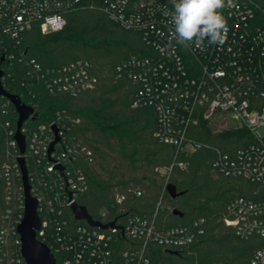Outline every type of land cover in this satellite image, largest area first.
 Wrapping results in <instances>:
<instances>
[{
  "label": "trees",
  "instance_id": "1",
  "mask_svg": "<svg viewBox=\"0 0 264 264\" xmlns=\"http://www.w3.org/2000/svg\"><path fill=\"white\" fill-rule=\"evenodd\" d=\"M255 1L264 8V0ZM149 55L150 46L139 32L123 28L99 7L81 6L71 11L59 31L43 34L34 26L19 41L0 37L3 87L36 113L34 119L24 123L25 134H42L41 126L50 127L52 123L63 131L62 147L66 143L70 150L63 163L66 169L79 168L86 179L76 202L95 220H116L124 225L130 214H139L159 229L199 222L201 232L194 241L172 248L149 243L150 257L165 264H254L255 253L264 248V235L242 238L225 219L231 217L227 210L231 200H260L264 198V186L242 176L227 175L216 165L220 155L235 157L254 137L226 115H215L189 126V138L200 144L195 150L179 152L162 142L155 135L159 128L157 109L153 105L135 106L141 85L118 70L133 57ZM77 60L89 63L94 86L73 93L52 89L51 76ZM256 100L264 104V97ZM17 120L14 105L0 96V264H11L20 252L16 227L24 214V189L20 152L11 144ZM60 150V145L54 149L56 153ZM24 157L31 185L39 171L46 180L59 177L57 172L45 170L50 158L36 154L29 143ZM171 185L178 192L175 197L167 190ZM134 189H140L141 196H135ZM119 194L126 200L113 206ZM103 207L111 209L106 218L101 215ZM57 220H67L74 227L89 226L76 220L69 206ZM52 228L49 226L48 234ZM113 235L118 249L133 243L120 231ZM39 239L59 264L60 253L47 239Z\"/></svg>",
  "mask_w": 264,
  "mask_h": 264
},
{
  "label": "built area",
  "instance_id": "2",
  "mask_svg": "<svg viewBox=\"0 0 264 264\" xmlns=\"http://www.w3.org/2000/svg\"><path fill=\"white\" fill-rule=\"evenodd\" d=\"M81 6L99 7L123 28L139 32L150 46L151 55L133 57L118 70L141 85L134 105H153L157 109L159 128L155 135L162 142L179 152L193 151L200 144L189 138V126L197 124L200 118L226 115L234 124L248 129L254 140L239 149L235 157L220 155L217 167L227 175L242 176L264 186V134L259 131L264 127V104L259 105L256 100L264 97V8L255 0H233V6L223 10L228 28L225 43L209 45L205 40V50L200 51L193 50L194 45L185 49L172 39V25L168 23L174 12L171 0H0V37L19 41L34 26L43 34L62 30L67 14ZM35 69H39L37 64ZM49 86L72 93L91 89L94 77L89 63L77 60L63 66L51 76ZM53 127L54 123L50 127L41 126L42 134L31 131L26 135L23 128L22 132L31 150L52 159L45 170L57 172L59 176L46 180L39 171L40 175L31 185L42 219L37 237L47 239L60 253L59 264H165L150 257L149 243L180 247L194 241L201 232L199 222L159 229L139 214H130L124 225L117 223L123 226L124 233L120 228L74 227L67 220L58 221L64 208L76 201L77 194L86 186V179L79 168L66 169L63 161L70 150L66 143L62 147V139L55 145H60L59 153L53 151L49 156V147L55 138ZM59 134H63L61 129ZM11 144L17 146L14 138ZM59 165L64 167L65 178L56 168ZM179 165L186 166L183 162ZM69 193L73 195L72 200ZM133 193L141 196L142 191L134 189ZM125 200V195H116L113 206ZM227 210L231 217L225 222L234 226L240 237L264 235V198H235ZM110 212L108 207L101 209L103 218ZM49 226H53L50 234ZM118 231L133 243L118 249L113 235ZM4 235L2 232L1 237ZM18 236L19 257L12 259L11 264H24ZM262 262L264 248L253 258L254 264Z\"/></svg>",
  "mask_w": 264,
  "mask_h": 264
},
{
  "label": "water",
  "instance_id": "3",
  "mask_svg": "<svg viewBox=\"0 0 264 264\" xmlns=\"http://www.w3.org/2000/svg\"><path fill=\"white\" fill-rule=\"evenodd\" d=\"M4 57L0 59V96L7 97L10 102L14 105L17 113V130L14 135V139L17 142V146L20 152L18 158L19 167L22 174V182L24 189V214L21 222L17 226V232L20 235L21 240V255L24 259V264H57L56 258L52 253L51 249L47 244L42 242L37 237V231L41 228L42 219L38 212V199L32 194L31 184L29 180L28 167L24 154L27 148L26 137L22 132L24 123L29 119H34L36 113L33 107L25 104L22 100L14 94L8 93L2 84V78L4 71L1 68V63ZM55 138L51 142L48 154L49 156L53 153L55 145L60 141L61 136L59 129L56 125L53 127ZM52 161V159L50 158ZM60 170L62 176L65 178L63 165L56 166ZM167 190L172 197H175L178 192L174 186H168ZM73 195L69 193V200H72ZM70 209L76 220H83L91 227H97L102 230L109 228H120L124 233L123 226L117 224L116 220L104 223L101 220H95L88 212L87 208L83 205L78 204L76 201L72 202Z\"/></svg>",
  "mask_w": 264,
  "mask_h": 264
},
{
  "label": "clouds",
  "instance_id": "4",
  "mask_svg": "<svg viewBox=\"0 0 264 264\" xmlns=\"http://www.w3.org/2000/svg\"><path fill=\"white\" fill-rule=\"evenodd\" d=\"M174 12L169 24L172 25V39L185 49L205 50L204 41L209 45L223 46L227 38L225 8L233 6V0H171ZM171 46V41L169 42Z\"/></svg>",
  "mask_w": 264,
  "mask_h": 264
},
{
  "label": "rangeland",
  "instance_id": "5",
  "mask_svg": "<svg viewBox=\"0 0 264 264\" xmlns=\"http://www.w3.org/2000/svg\"><path fill=\"white\" fill-rule=\"evenodd\" d=\"M259 131H260L262 134H264V127H261V128L259 129Z\"/></svg>",
  "mask_w": 264,
  "mask_h": 264
}]
</instances>
